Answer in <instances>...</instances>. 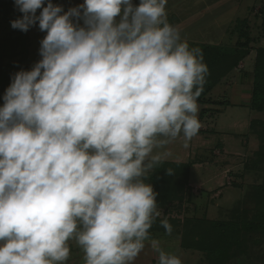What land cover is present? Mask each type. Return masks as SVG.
I'll list each match as a JSON object with an SVG mask.
<instances>
[{
    "label": "clouds",
    "instance_id": "obj_1",
    "mask_svg": "<svg viewBox=\"0 0 264 264\" xmlns=\"http://www.w3.org/2000/svg\"><path fill=\"white\" fill-rule=\"evenodd\" d=\"M167 3L15 0L11 27L46 34L0 106V264H66L72 240L84 264H134L145 248L160 215L144 181L153 150L197 135L208 73ZM150 242L157 264H182Z\"/></svg>",
    "mask_w": 264,
    "mask_h": 264
},
{
    "label": "rangeland",
    "instance_id": "obj_2",
    "mask_svg": "<svg viewBox=\"0 0 264 264\" xmlns=\"http://www.w3.org/2000/svg\"><path fill=\"white\" fill-rule=\"evenodd\" d=\"M52 2L67 11L70 7L82 4L83 0H61L58 4L54 0ZM262 10L264 0H168L167 17L175 16L170 24L179 30L183 41L233 46L238 33L232 30L241 19H247L248 34L254 40L250 44L251 51L248 56L207 96L212 101L220 100L228 105L198 103L201 127L197 135L188 142V146H184L181 134L170 143L158 145L153 150L152 155L159 156L160 161L192 163L187 190L181 202H178L181 207L169 211V217H177L180 221L186 217L231 219L236 210L240 212L242 208H252L253 203L249 201L248 192L250 193L252 186L264 182V163L258 168L245 167L250 165V159L258 148V139L249 131L248 124L252 119H264V110L255 111L248 105L253 79L252 58L256 47H264L260 30ZM39 11L38 9L37 15ZM13 20L15 19L5 18L0 10V39L7 36L16 37L20 33L19 29L11 27ZM27 34L29 55L26 64L31 69L41 59L40 41L46 33L40 31L36 24ZM203 107L210 110L199 118ZM214 109L218 111L214 113ZM188 196L189 200L186 199ZM174 203L178 205L177 202ZM157 210L160 212L159 216L164 214L163 208ZM151 240L158 241L160 248L166 253L179 256L182 264H209L203 252L184 249L180 245L179 236L158 231L150 235V240L146 241L145 248L134 264H149L151 260L157 264L158 254L151 246ZM73 244L77 245L75 241ZM263 246L264 243L261 244L262 249ZM252 250L254 256L241 255L236 260L231 259L228 264H264V255L263 258L256 257L259 252L264 254V250H260L258 246H253ZM80 251L77 252L76 249L75 253H70L69 259H72V262L66 261V264H84V254L82 249ZM81 257L82 261H78Z\"/></svg>",
    "mask_w": 264,
    "mask_h": 264
},
{
    "label": "trees",
    "instance_id": "obj_3",
    "mask_svg": "<svg viewBox=\"0 0 264 264\" xmlns=\"http://www.w3.org/2000/svg\"><path fill=\"white\" fill-rule=\"evenodd\" d=\"M61 0H54L58 4ZM137 4L139 0H132ZM53 3V2H52ZM2 15L9 19L19 18L22 13L15 5V0H0ZM175 16L167 17L171 23ZM261 35L264 38V10L261 11ZM234 33H238L235 45L224 47L217 44H203L188 42L190 48H199L202 53L203 62L206 64L208 73L203 85V91L198 98V103L228 105L220 100L212 101L208 94L212 89L227 76L229 72L236 69L239 63L248 56L251 51L253 38L248 34L247 19L237 21ZM252 58V82L250 88L249 107L255 111L264 110V47H256ZM29 55V36L22 32L16 36H7L0 39V106L3 104V95L10 85L14 74L21 70H30L26 64ZM210 109L202 108L199 118L203 117ZM218 109H214L216 113ZM248 129L258 139V148L250 159V165L246 168H258L264 163V119H252ZM191 162L175 163L159 161L144 177L145 183L152 184L157 195V209L163 208L164 214L155 218L149 232L167 233L162 226V221L172 227L170 234L180 237V245L187 250L203 252L209 260V264H228L231 259H237L241 255L251 256L254 252L253 246L260 247L264 243V182L252 186L249 201L253 203L252 208L236 210L231 219L212 220L195 217H186L182 221L177 217H169L167 213L181 207L179 204L187 190L189 169ZM233 184V183H232ZM234 186L236 184L234 183ZM248 198V197H247ZM189 200L188 198H186ZM174 202H179L176 206ZM174 203V204H173ZM169 234V233H167ZM264 247V246H263ZM263 258V252L256 254Z\"/></svg>",
    "mask_w": 264,
    "mask_h": 264
},
{
    "label": "crops",
    "instance_id": "obj_4",
    "mask_svg": "<svg viewBox=\"0 0 264 264\" xmlns=\"http://www.w3.org/2000/svg\"><path fill=\"white\" fill-rule=\"evenodd\" d=\"M73 242H74V240H72V241H69V246H70V253H75V250L77 249V252H81L80 250V248L79 247H77L78 245H76L75 246V244H73ZM145 244H146V242H145ZM79 248V249H78ZM146 252H148V250H146ZM84 254V253H83ZM74 256V255H73ZM72 259H68L67 260V262H72L71 261ZM78 261H82V257L81 258H78ZM146 261V260H145ZM149 264H154L153 262H152V260L150 261V263Z\"/></svg>",
    "mask_w": 264,
    "mask_h": 264
}]
</instances>
